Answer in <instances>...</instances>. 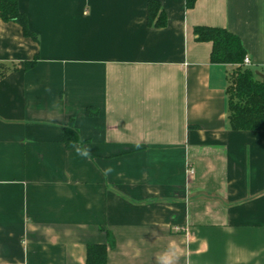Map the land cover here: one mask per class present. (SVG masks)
I'll return each instance as SVG.
<instances>
[{
    "label": "crops",
    "instance_id": "obj_1",
    "mask_svg": "<svg viewBox=\"0 0 264 264\" xmlns=\"http://www.w3.org/2000/svg\"><path fill=\"white\" fill-rule=\"evenodd\" d=\"M148 1L19 0L36 38L0 18V264L109 234L108 264H264L263 134L231 129L236 65L194 34H238L264 77V0H159L164 27Z\"/></svg>",
    "mask_w": 264,
    "mask_h": 264
},
{
    "label": "trees",
    "instance_id": "obj_2",
    "mask_svg": "<svg viewBox=\"0 0 264 264\" xmlns=\"http://www.w3.org/2000/svg\"><path fill=\"white\" fill-rule=\"evenodd\" d=\"M196 2L186 0L187 8H193ZM0 18L21 23L27 36L37 37L30 29L27 15L20 9L19 0H0ZM147 23L155 27L168 24V14L159 0L148 1ZM194 34L198 41L212 42V62L236 65L227 87L231 129L259 131L264 138V77L244 65L247 49L241 37L227 28L210 25L194 26ZM35 62H28L26 66L31 67ZM62 141L68 148L81 142L79 131L72 122L65 127ZM114 245L115 240L110 234L108 243H89L86 264H108L109 247Z\"/></svg>",
    "mask_w": 264,
    "mask_h": 264
},
{
    "label": "built area",
    "instance_id": "obj_3",
    "mask_svg": "<svg viewBox=\"0 0 264 264\" xmlns=\"http://www.w3.org/2000/svg\"><path fill=\"white\" fill-rule=\"evenodd\" d=\"M251 64H252V61H251L250 57L247 55V56L245 57V59H244V65H245V66H251ZM193 172H194V170L191 169V173H193Z\"/></svg>",
    "mask_w": 264,
    "mask_h": 264
}]
</instances>
